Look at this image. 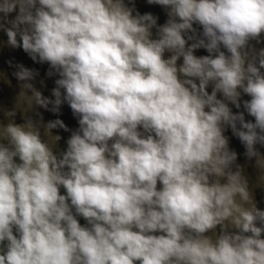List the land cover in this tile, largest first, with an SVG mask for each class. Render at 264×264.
Instances as JSON below:
<instances>
[{
    "label": "clouds",
    "instance_id": "9594fccd",
    "mask_svg": "<svg viewBox=\"0 0 264 264\" xmlns=\"http://www.w3.org/2000/svg\"><path fill=\"white\" fill-rule=\"evenodd\" d=\"M147 3L163 24L134 0H0L7 46L54 78L45 96L8 61L0 264H264V209L227 135L264 182V0Z\"/></svg>",
    "mask_w": 264,
    "mask_h": 264
},
{
    "label": "water",
    "instance_id": "95a60500",
    "mask_svg": "<svg viewBox=\"0 0 264 264\" xmlns=\"http://www.w3.org/2000/svg\"><path fill=\"white\" fill-rule=\"evenodd\" d=\"M136 9L141 13L151 12L152 14L159 17L158 23L163 24L165 22L166 16L159 6L149 5L147 0H134ZM14 15V14H13ZM7 36L3 31H0V72L7 75V80L10 83L5 82L3 79H0V108L11 109L16 103V96L19 92V84L16 79L12 76L14 68H10L8 61L11 60L15 63H23L25 66L30 68H36L40 72V76L37 78L36 87L42 91L45 96L51 95V89L54 87V78L46 77L45 73L47 71V65L34 64L31 59L25 54L21 49H11L7 46ZM264 45H257L261 47ZM197 55L207 54L204 50H199ZM43 79L45 85L42 86L39 81ZM247 99L248 97H244ZM235 110V109H234ZM42 113L43 119L45 122L49 120L56 119L57 116L53 115L51 112L44 111L43 109H38ZM31 115V113H29ZM59 118L62 119L69 128H76L77 121L72 116L70 108L65 104L61 109V114ZM251 119L250 117H246ZM17 123H22V116L17 115ZM4 123H7V120H4ZM63 139L59 141L58 150H63L66 148V139L70 133L60 131L59 133ZM227 135L230 137V147L238 153V161L240 165L244 167V174L249 181L250 190L253 192L257 206L261 209H264V182L260 180L261 171L255 167L254 161H247L244 158V148L235 137L231 136L229 131ZM61 193L64 194L63 188H61ZM81 224L86 223L82 218H78Z\"/></svg>",
    "mask_w": 264,
    "mask_h": 264
}]
</instances>
